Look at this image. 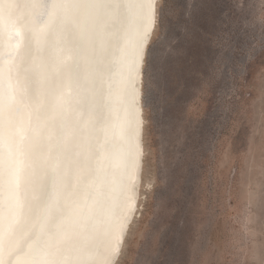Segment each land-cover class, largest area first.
I'll list each match as a JSON object with an SVG mask.
<instances>
[{
    "label": "snow or ice",
    "instance_id": "snow-or-ice-1",
    "mask_svg": "<svg viewBox=\"0 0 264 264\" xmlns=\"http://www.w3.org/2000/svg\"><path fill=\"white\" fill-rule=\"evenodd\" d=\"M250 5L237 0V32L264 27V0ZM175 13L168 0H0L11 49L0 60V264H121L153 165L129 95L150 85L157 33L171 30ZM234 43L227 26L206 83L236 79ZM259 99L257 109L224 96L249 137L242 151L225 148L209 180L224 210L244 212L215 259L193 230L195 264H264V88ZM157 167L162 181L163 154Z\"/></svg>",
    "mask_w": 264,
    "mask_h": 264
},
{
    "label": "rangeland",
    "instance_id": "rangeland-1",
    "mask_svg": "<svg viewBox=\"0 0 264 264\" xmlns=\"http://www.w3.org/2000/svg\"><path fill=\"white\" fill-rule=\"evenodd\" d=\"M168 2L176 7L171 30L157 33L152 80L147 88L142 82V147L152 158V174L145 176L140 197L143 214L137 213L121 264H195L190 245L193 230L208 244L207 258L215 259V248L244 212L243 204L224 210L221 194L209 177L225 148L228 153L242 151L248 140V123L233 124L223 100L228 95L237 105L253 101L259 108L264 27L245 23L237 32L243 14L237 0ZM252 5L258 7L259 0H252ZM227 26L233 27L235 36L236 79L206 83L207 70L221 52L217 41ZM159 154L168 169L162 181ZM254 227L258 232V218Z\"/></svg>",
    "mask_w": 264,
    "mask_h": 264
},
{
    "label": "bare ground",
    "instance_id": "bare-ground-1",
    "mask_svg": "<svg viewBox=\"0 0 264 264\" xmlns=\"http://www.w3.org/2000/svg\"><path fill=\"white\" fill-rule=\"evenodd\" d=\"M7 49V50H6ZM10 45L9 42L4 39L0 38V54L3 53V51H6L3 53V57H6L10 54ZM25 52L22 50L20 55H24ZM2 57V58H3ZM1 58V60H2ZM142 82L139 84L138 88L135 90V100L133 103V108H134V113L135 116L133 115V120H135L136 116L138 115L139 120L142 122L141 128H140V143L142 146V135H143V130H144V116H143V107H142Z\"/></svg>",
    "mask_w": 264,
    "mask_h": 264
},
{
    "label": "water",
    "instance_id": "water-1",
    "mask_svg": "<svg viewBox=\"0 0 264 264\" xmlns=\"http://www.w3.org/2000/svg\"><path fill=\"white\" fill-rule=\"evenodd\" d=\"M7 50V49H6ZM6 52V51H3V53ZM3 53L0 54V60L1 58L4 56ZM134 100H135V92L134 93H130L129 95V114H130V118L133 119V115L135 116V113H134V108H133V103H134Z\"/></svg>",
    "mask_w": 264,
    "mask_h": 264
}]
</instances>
